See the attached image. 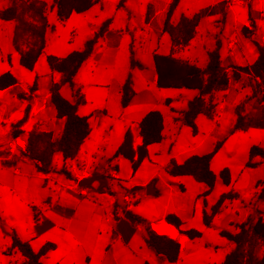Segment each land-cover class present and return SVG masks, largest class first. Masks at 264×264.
<instances>
[{"label": "crops", "instance_id": "crops-1", "mask_svg": "<svg viewBox=\"0 0 264 264\" xmlns=\"http://www.w3.org/2000/svg\"><path fill=\"white\" fill-rule=\"evenodd\" d=\"M128 1L126 0L123 8L117 6V9H126L127 15L131 17L134 13L130 10ZM229 1L231 0H222L210 7L213 14H222L223 17L225 15L223 22L232 8L226 4ZM247 1L250 13L241 29H235L232 35L226 28L219 29L213 34L215 44L217 39L221 41V59L226 65L230 62L241 67L252 65L258 57L254 42L264 46V34L258 36L259 28L264 26V0ZM235 2L245 4L243 0H235ZM181 16L178 20H174L173 16V22L178 23ZM28 20L31 21V18ZM164 21L165 18L160 22L156 20L154 5L149 4L142 29L117 28L112 19L110 28L102 37L96 39L92 56L82 65L75 77L76 88L80 89L86 99V103L79 106L78 113L90 118L89 136L83 142L77 157L71 160L72 163L70 160H64L60 153H56L53 158V169L49 173L40 172L36 162L30 158L29 151L19 150L14 145V139L21 137L28 146L32 134L49 133L53 140L60 138L64 131L65 119L57 116L50 93L54 75L49 66L45 68L42 62L43 60L47 62V55L65 57L73 51L82 50L89 40L87 35L98 33L99 29L96 26L94 29H88L80 48L73 46L72 43L58 40L52 34L49 35L47 29L45 55L37 62V64L41 63L40 70L35 72L36 64L32 71L35 72L30 80L33 82L32 85L27 82L26 86L16 89L20 86L18 83L0 91V119L3 118L0 123V264L26 263V258L19 250H11L13 234L22 241L30 243L35 252L40 251L48 243L55 245V248L42 258V264H145L146 262L168 264L167 260L159 257L155 249L146 243L143 227L137 222L126 219L127 212L133 216L147 218L152 229L159 234H165L159 231L161 226H170L176 235L168 236L177 239L183 251L189 238L181 235L179 230L167 223L165 218L171 212L178 215L190 212L196 193H204L207 186L200 183V187L195 190L189 189L185 182H180L181 191H178L176 188L178 184L170 182L163 192L159 191L154 182L157 170L154 169L156 164L151 156L153 145L149 147V157L141 165L142 167L148 162L153 166L145 180V183L152 181L153 193L142 199L138 191H133L139 187V184H136L128 189V194L124 197L125 206L106 197L105 193L109 186L106 178L109 176L116 180L119 177L116 172L120 166L114 156L126 132L131 129L137 137L138 124L149 112L159 110L164 117L165 139L167 130L172 131L169 126L167 127V118L179 127L180 123L182 124V113L186 111L189 102L198 95L197 91L189 96L186 93H173L169 91L173 89H161L157 86L154 54L167 55L172 48L170 36L163 31ZM200 25L201 22L195 38L202 36L203 39ZM245 26L252 31L251 38L243 34L242 29ZM56 31L54 29V33ZM21 48L25 51L28 45H22ZM187 48L181 50L177 57L193 63L189 58L181 56ZM206 51L208 56L211 50ZM142 55L152 56L151 68L143 62ZM133 60L139 61L144 68L133 67ZM230 74H232L231 70ZM129 75L133 79L135 95L130 104L123 108L121 88ZM35 81L37 90L32 91L31 87ZM65 87L69 86L62 88V95L69 101L75 102L73 90L69 87L70 91L67 95L64 92ZM241 91H248L245 100L237 98ZM21 93L26 94L25 99L19 98ZM252 95L250 76L242 74L238 81L231 80L227 90L216 92L213 101L217 104V110L220 108L224 110L225 104L233 100L235 113L237 107L244 104V115L254 117L264 104ZM168 99L171 100L170 105L166 103ZM27 110L28 119L21 124ZM201 116L204 115H200L196 120L198 128ZM209 120L212 123H208V127L213 130L215 118ZM17 125L20 126L16 127ZM256 130L261 128H251L246 132L256 134ZM17 131L20 132L19 136H16ZM34 148L36 151H41L44 144L37 142ZM106 162L108 164H105ZM63 168H67L73 178L70 179L63 174L61 172ZM85 178L93 179L91 187L79 186V181ZM258 185L259 182L256 186ZM156 192H159L158 196L155 195ZM165 194L168 198L162 204L159 200ZM132 201L134 204L147 205L150 214L140 209L133 210ZM172 201L175 210H169ZM160 206H163V209ZM194 210L196 213V204ZM182 238L185 240L182 241Z\"/></svg>", "mask_w": 264, "mask_h": 264}, {"label": "trees", "instance_id": "trees-1", "mask_svg": "<svg viewBox=\"0 0 264 264\" xmlns=\"http://www.w3.org/2000/svg\"><path fill=\"white\" fill-rule=\"evenodd\" d=\"M14 0L13 4L0 11V20L15 21L18 25L13 39L16 50L20 53V64L27 70L33 71L39 59L45 55L46 33L49 28L47 19L48 4L39 0H20L21 5ZM101 0H57L55 4L59 21L65 22L73 14H83L90 11ZM126 0H120L118 8L125 6ZM180 0H172L170 3L163 31L167 33L172 42L170 54H154V63L157 72V86L161 89H188L198 92V95L189 102L186 111L182 113V124L190 127L193 132L198 133L196 120L200 115L209 119H214L217 104L213 101L216 92L225 91L229 88L231 80L238 81L242 74L250 76V84L253 88V98H257L261 104H264V46L254 42L258 52L257 60L249 66L241 67L233 62L227 65L221 59V41L216 40L215 48L208 52V64L201 68L196 64L181 60L177 54L190 46L197 34V28L207 14H213L212 9H206L194 16L182 15L178 23L173 22V16L179 6ZM29 15L31 21L26 19ZM225 19V15L223 17ZM251 20V25L253 21ZM112 19L105 21L98 31L102 37L110 28ZM243 34L251 38L252 31L248 27H243ZM30 36L32 43L27 50H22L20 39ZM96 39H90L86 42L82 50L73 51L65 57L47 55V64L54 75V80L50 87L51 100L57 111L58 118L65 119V127L60 138L53 140L49 133L32 134L28 143L29 156L36 162L37 168L42 173H49L53 169V158L56 153H60L64 160H74L83 142L90 133V118L81 116L78 113L79 106L86 103V99L81 94L80 89L76 88L75 77L82 65L92 56ZM133 67L140 69L144 65L137 60L132 61ZM230 70L232 74H230ZM18 78L10 71L0 75V91L6 90L18 84ZM69 86L76 98L71 102L62 95V88ZM32 91L37 90L35 81L31 87ZM135 95L132 76L129 75L121 88V106L126 108ZM20 99H25L26 94H19ZM168 105L171 100L166 101ZM28 110L21 121L25 123L28 119ZM237 120L230 134L237 131H247L251 128H264V105L260 107L259 113L254 117L244 115V104L236 109ZM17 125L16 127H19ZM164 117L159 110L149 112L138 124L139 133L135 137L132 130L129 129L124 137L122 144L116 150L114 158L125 157L130 160L133 172L136 173L143 162L149 157V147L159 144L164 139ZM19 136V131L16 132ZM37 142L43 143L44 148L41 151L35 150ZM225 141H219L213 151L206 155L190 156L183 163L179 164L172 160L166 168L167 173L172 177L189 176L207 186L204 196L212 192L216 182V175L211 169V162L219 152ZM256 157L264 159V146H252L249 153V161L246 167L254 168L257 163ZM68 178H73L72 173L67 169L61 170ZM220 176L226 185L232 182L231 171L225 168ZM138 187L133 189L135 192ZM155 195H159L156 192ZM263 196V195H262ZM238 198L237 193L223 194L210 212L203 211V222L206 227H211L215 217L221 212L223 205L228 200ZM138 204V203H136ZM137 224L141 225L145 231L146 243L155 249L157 255L168 264H177L182 253L181 243L165 234H159L152 229L151 223L146 218L134 215ZM165 220L167 223L175 226L181 235L187 236L190 240L202 237V233L196 229H183L184 222L175 213H169ZM238 232L231 233L222 231L221 236L233 243L234 248L224 258L221 264H264V217L261 211L256 210L242 224L237 225ZM55 248V245L48 243L35 252L30 243L22 241L16 234L12 236L11 250H19L26 258L25 264H42V258ZM262 254L259 255V250ZM145 264H150L146 262Z\"/></svg>", "mask_w": 264, "mask_h": 264}, {"label": "rangeland", "instance_id": "rangeland-1", "mask_svg": "<svg viewBox=\"0 0 264 264\" xmlns=\"http://www.w3.org/2000/svg\"><path fill=\"white\" fill-rule=\"evenodd\" d=\"M39 1H44L48 4L47 19L49 22V35L52 34L56 39L72 43L73 46L78 47L84 42L88 29H94V26L100 29L102 24L108 19H113L114 26L117 28L142 29L149 4L154 5L155 18L160 22L164 20L166 10L172 2V0H129V8L134 13L129 17L126 9H117L120 0H101L90 11L83 14L75 13L67 21L61 22L58 19L55 8L56 0ZM221 1L180 0L174 20H178L182 14L190 16L210 9L211 6ZM243 1H245L244 5L235 2V0L226 3L232 8L224 22L222 14L205 15L200 25V33L203 35V39L202 36L195 38L191 46L184 50L181 56L189 58L191 62L201 68L205 67L208 63L206 50L215 48L213 34L217 33L219 29L226 28L230 30V34L232 35L235 29H241L242 24L248 20L250 6L247 0ZM13 2L14 0H0V11L11 6ZM17 4L20 6L21 1H17ZM26 19H30V16L27 15ZM17 25L18 22L15 21L0 20V75L7 71L12 72L20 83V86H17L16 89L26 86L34 73L40 70L41 67V63L37 64L35 72H32L21 66L20 54L13 43ZM54 29L57 30L56 33H54ZM262 34H264V26L258 30V36L260 37ZM87 36L89 40L98 38L97 32L93 34L89 33ZM31 43L32 39L30 36L20 39L21 46H29ZM140 51L142 52V50ZM142 58L143 62L151 68L153 64L152 56L142 55ZM43 61L42 65L47 68V62ZM32 83L30 82V85ZM69 91V87H65V94L68 95ZM169 91H173V93H186L189 96L196 93V91L188 89H173ZM247 94L248 91H241L237 96L238 100H245ZM219 95L222 94L219 93ZM232 102L233 100H230L225 104L224 110H221V108L217 110L216 108L213 130H210L208 127V123L212 122L205 116H201L199 119L200 127L196 134L190 127L184 124L180 123L179 127H176V124L167 118V127L169 126L172 131L167 130L164 141L154 144L151 150L153 162L156 164L154 169L157 170L154 182L159 191L163 192L170 182L178 184L176 186L178 191H181L180 182H185L189 189L193 188L196 190V188L200 187V182L189 176L172 177L167 173L166 168L172 160L181 164L190 156L209 154L219 141H225L211 162V169L217 177L214 189L207 196H204L203 192L196 193L193 201V204L197 206L196 213L193 205L190 212L184 215L177 214L184 222L183 229H196L203 234L201 238L195 240L189 239L185 243L179 264H221L226 255L234 248L233 243L221 236V232L237 233V225L247 221L248 217L256 210L261 211L264 217V159L256 157L254 162L257 163V166L254 168L246 167L251 147L264 146V128L256 130L258 134L256 132L254 134V132L237 131L231 135L230 130L237 120ZM2 119H0V123ZM5 119L8 120V118ZM115 161L120 166L116 172L119 177L116 180H113L109 176L106 178L109 183L108 189L105 192L106 197H110L119 205L125 206L124 197L128 194V189L139 184L136 191L144 199L152 182L145 183V180L149 175V171L153 169V166L147 162L134 173L129 159L119 157L115 158ZM54 162L56 163V161ZM105 164H108V162ZM225 168H229L231 171L232 182L230 185L224 184L220 176L221 171ZM258 182L259 185L256 186ZM225 193H237L238 198L226 201L221 212L215 217L212 226L206 227L203 222V211L210 212L212 206ZM167 198L165 194L159 201L163 204ZM132 203L134 205L133 210L139 211L140 209L146 214H150L147 205H143V203L134 204L133 201ZM160 208L163 209V206H160ZM169 208V210H175L173 201L170 203ZM159 231L171 236L176 235V232L168 225L161 226ZM184 240L182 238V241ZM262 251L260 249L258 254L261 255Z\"/></svg>", "mask_w": 264, "mask_h": 264}, {"label": "water", "instance_id": "water-1", "mask_svg": "<svg viewBox=\"0 0 264 264\" xmlns=\"http://www.w3.org/2000/svg\"><path fill=\"white\" fill-rule=\"evenodd\" d=\"M56 3H57V0H56ZM98 37H99V35H98ZM92 183H93V179L85 178V179L79 181V186L83 187V188H87V187H91ZM152 193H153V186L151 184L148 188L147 195L150 196ZM125 217H126V219H128L131 222H136V218L130 212H127Z\"/></svg>", "mask_w": 264, "mask_h": 264}, {"label": "built area", "instance_id": "built-area-1", "mask_svg": "<svg viewBox=\"0 0 264 264\" xmlns=\"http://www.w3.org/2000/svg\"><path fill=\"white\" fill-rule=\"evenodd\" d=\"M14 145L21 151H27V143L21 137H15Z\"/></svg>", "mask_w": 264, "mask_h": 264}]
</instances>
